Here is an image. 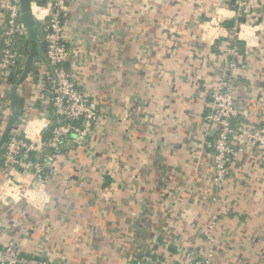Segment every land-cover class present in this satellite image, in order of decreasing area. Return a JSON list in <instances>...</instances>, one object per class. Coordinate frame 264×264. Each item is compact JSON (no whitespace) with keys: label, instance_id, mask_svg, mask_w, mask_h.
I'll use <instances>...</instances> for the list:
<instances>
[{"label":"crops","instance_id":"crops-1","mask_svg":"<svg viewBox=\"0 0 264 264\" xmlns=\"http://www.w3.org/2000/svg\"><path fill=\"white\" fill-rule=\"evenodd\" d=\"M255 1L256 15L239 17L230 0H67V70L96 120L82 143L66 142L43 184L0 163V247L50 264H192L210 247L214 264L264 261V148L238 143L240 129L264 124V0ZM37 69L20 87L18 132L56 117ZM223 78L240 150L218 185L206 116ZM2 109L0 135L11 118Z\"/></svg>","mask_w":264,"mask_h":264},{"label":"built area","instance_id":"built-area-1","mask_svg":"<svg viewBox=\"0 0 264 264\" xmlns=\"http://www.w3.org/2000/svg\"><path fill=\"white\" fill-rule=\"evenodd\" d=\"M66 1L32 0L31 3L32 14L44 26L47 55L54 70V74H52L49 66L44 62H41L38 67L40 68L42 83L45 86L44 94H46L48 102L52 103L56 117L51 120L47 115H42L41 120L44 124L33 127L34 130L29 129V123L19 132L12 129L2 145L3 149L0 155L4 170L14 167L34 170L36 177L42 184L45 183L44 165L38 159H30L29 153L34 151L39 157L47 149H54L57 150V153L48 157L54 161L56 155L61 151L60 146L71 140L72 134L76 136L73 138L76 143H82L85 140L92 131L97 116L95 102L87 94L78 90L65 68V63L70 57V51L65 44ZM34 3L37 5L35 10L33 9ZM236 6H238L239 17L242 14L243 16H254L260 7L255 0H238ZM0 29L3 30L2 40L4 43L0 55V81L5 83V87L0 85V103L4 105L2 112L10 118L13 111L7 92L11 91L12 84L9 82V78L18 60V54L12 49V44L16 37L27 35V27L22 19L20 0H0ZM238 51L236 45L230 49L233 56H238ZM235 64L236 62L232 63V65ZM47 81L50 83L49 89H46ZM211 104L212 108L206 119L217 133L216 140L209 146L214 151V181L219 185L228 172L229 162L237 157L240 150V147L237 149L231 143V136L235 132L232 120L237 115V109L228 78L221 79L212 89ZM78 119L81 121L80 123H76ZM51 121H53V126L49 128ZM46 128H49L47 132H50L47 137L43 134ZM240 130L239 145L246 138L253 145L264 148V124ZM2 136L1 134L0 141ZM150 261L152 264H158L152 259ZM0 264L50 263L22 254L11 242L0 247ZM192 264H214V249L210 247L204 256L194 260ZM258 264H264V261Z\"/></svg>","mask_w":264,"mask_h":264},{"label":"water","instance_id":"water-1","mask_svg":"<svg viewBox=\"0 0 264 264\" xmlns=\"http://www.w3.org/2000/svg\"><path fill=\"white\" fill-rule=\"evenodd\" d=\"M43 1V0H40ZM231 4L234 6V3H237L238 0H230ZM31 3L32 0H20V9L22 14V19L27 27V36L31 40V48L28 57L26 58V61L24 63L23 71L20 76V78L17 80V82L12 86L11 88V95L13 99L16 101V108L11 116L9 123L6 127V133L10 132L12 130V127L15 123V121L24 115L25 108H24V100L21 95L20 87L24 84L27 77L29 76L32 68L39 67L41 62H44L46 65L49 66L52 74H54L53 67L50 65V60L47 55V42H46V34L44 26L41 22H39L31 11ZM236 6V5H235ZM229 27H234L235 22L229 21L228 23ZM53 126V121H51L49 128ZM49 128H46L43 132H47ZM21 135V132L19 133ZM72 138H75V134L71 135ZM7 136L4 135L0 141V153L3 149L2 145L5 142ZM69 146L66 145L65 149H68ZM63 150V152L65 151ZM53 162L52 158L47 159L48 166L45 167V170L51 171L49 165Z\"/></svg>","mask_w":264,"mask_h":264},{"label":"trees","instance_id":"trees-1","mask_svg":"<svg viewBox=\"0 0 264 264\" xmlns=\"http://www.w3.org/2000/svg\"><path fill=\"white\" fill-rule=\"evenodd\" d=\"M2 34H3V30L0 29V55L2 53V50L4 48V43H3V40H2ZM237 46V44H236ZM30 48H31V40L30 38L27 36V35H24V36H19V37H16L14 40H13V44H12V49L15 51V53L18 54V60H17V64H16V67L15 69L12 71L11 75H10V78H9V82L12 84V86L17 82V80L20 78L21 74H22V71H23V67H24V63L26 61V58L28 57L29 55V52H30ZM238 48H239V52L241 51L240 49V46H239V43H238ZM67 63L65 64V68L67 70ZM68 71V70H67ZM33 77H34V80H38L39 78V71L37 70V67H34L32 68L31 72H30ZM47 80V79H45ZM46 89H49V86H50V83H48V81L46 82ZM8 97L10 98L11 100V103L12 105L16 108V101L13 99L11 93L8 94ZM23 100L25 101V99L23 98ZM36 107H39V103L35 104ZM54 109L53 105L51 102H49V105H48V110L50 112H52ZM81 121L78 119L76 120V123H80ZM18 119L15 121L14 125L18 124ZM2 124H1V118H0V128H1ZM232 126L234 128V123H233V120H232ZM6 129H4L3 131V136L6 135L8 137L9 135V132L6 133L5 132ZM50 132H47L45 137H47L49 135ZM23 136V135H22ZM7 139V138H6ZM70 139H71V136H70ZM64 146L65 144L61 145L60 146V150L64 149ZM57 153V150H54V149H47L44 153H42L39 157L37 156V153L32 151L29 153V158L30 159H33V160H36L38 159L42 165H44V163L46 162V159L47 157H49L50 155H54ZM0 163H2V160L0 161ZM153 258V254L151 255ZM142 256H140L138 258V261L139 259H141ZM159 258V257H158ZM160 259V258H159Z\"/></svg>","mask_w":264,"mask_h":264},{"label":"clouds","instance_id":"clouds-1","mask_svg":"<svg viewBox=\"0 0 264 264\" xmlns=\"http://www.w3.org/2000/svg\"><path fill=\"white\" fill-rule=\"evenodd\" d=\"M37 8V5L34 3L33 4V9L35 10ZM43 11H46V10H43Z\"/></svg>","mask_w":264,"mask_h":264},{"label":"rangeland","instance_id":"rangeland-1","mask_svg":"<svg viewBox=\"0 0 264 264\" xmlns=\"http://www.w3.org/2000/svg\"><path fill=\"white\" fill-rule=\"evenodd\" d=\"M38 70V69H37ZM39 71V70H38ZM3 87H5V83H2ZM20 91V90H19Z\"/></svg>","mask_w":264,"mask_h":264}]
</instances>
